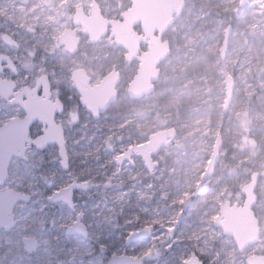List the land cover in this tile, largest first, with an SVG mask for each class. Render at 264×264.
<instances>
[{"label": "rangeland", "instance_id": "obj_1", "mask_svg": "<svg viewBox=\"0 0 264 264\" xmlns=\"http://www.w3.org/2000/svg\"><path fill=\"white\" fill-rule=\"evenodd\" d=\"M96 1L110 19H119L132 5L131 0ZM185 2L165 35L172 51L160 66L157 89L132 100L127 90L138 63L126 64L125 50L108 38L90 44L73 24L76 9L89 14L94 0H0V54L12 57L18 68L16 77H2L24 88L34 86L36 75L49 76L65 106L57 122L65 130L69 156L67 170L56 145L43 151L32 146L25 159H13L7 186L31 200L17 205L15 229L0 231V264H109L113 256L124 255L143 264H185L193 253L205 264H246L248 256H264V179L254 208L260 245L240 254L234 239L214 226L222 204L243 203L250 172H264V0L243 7L240 0ZM229 27L228 56L222 60ZM68 29L83 40L75 55L58 42ZM5 35L15 37L18 46L8 45ZM81 68L92 85L113 69L121 72L118 100L98 120L82 107L72 86V75ZM228 77L235 88L227 109ZM10 115L24 112L0 98V118ZM170 129L176 138L153 156L152 172L138 154L126 157L151 135ZM41 130L34 127L33 139ZM219 138V163L196 195ZM74 185L79 188L73 191V207L50 203L57 194L67 197L62 191ZM122 196H142L138 210L129 212L133 203L121 202ZM37 201L40 212L32 213ZM90 208L97 213L94 220L83 212ZM78 223L87 237L68 233ZM148 228L149 238L128 244L133 234ZM25 239H35L40 247L28 253Z\"/></svg>", "mask_w": 264, "mask_h": 264}, {"label": "water", "instance_id": "obj_2", "mask_svg": "<svg viewBox=\"0 0 264 264\" xmlns=\"http://www.w3.org/2000/svg\"><path fill=\"white\" fill-rule=\"evenodd\" d=\"M251 0H240V6L248 4ZM132 5L124 11L119 19L105 17L100 10L99 4L94 0L91 13L88 15L83 8H78L74 14L75 26L82 28V35L89 38L90 44H97L104 38H108L112 44L125 50L126 63H138L136 75L128 86V96L133 100H141L155 91V85L161 76L160 66L171 55V44L165 39L166 33L175 24L176 19L183 14L185 0H131ZM232 28L229 27L224 35V41L220 49V57L226 60L228 56L229 39ZM4 41L11 46L17 44L8 35ZM66 51L72 55L79 52L82 38L73 29H68L59 38ZM146 46V51L142 47ZM6 71L17 75V67L10 57L0 54V74ZM121 74L113 69L97 85H91L92 79L83 68L75 71L73 75V88L80 96V103L95 120L107 113L112 104L118 98V86L121 84ZM235 88L231 77L227 78V101L226 108L233 99ZM0 98L6 100L9 105H19L23 117H16L7 124L0 126V231L10 232L16 227L14 212L20 203H28L31 197L25 193L5 186L9 179V170L14 158L25 159L27 149L35 146L39 151L48 146L56 145L62 166L69 168V156L65 130L62 124L57 122V117L64 112V105L59 98L51 101V84L48 76H42L34 88L24 87L21 90L15 80L0 78ZM35 125L42 127L41 135L32 138V130ZM176 138L174 129L158 132L150 136L149 142L134 147L126 155L132 154L142 157L150 172L156 167L152 161L153 156L166 147H169ZM222 141L218 139L213 155L205 172L201 186L196 191L199 195L204 191L203 184L214 174L220 160ZM123 160V158H122ZM121 160V161H122ZM264 179V172H255L251 181L242 188L245 197L244 205H233L230 201L220 207L219 215L214 225L221 229L225 236L234 239L238 250L243 253L250 246L260 242V227L254 211L258 202L257 189L259 180ZM5 186V190H1ZM77 185L62 191L67 197L60 194L50 198V203H64L73 207V191ZM80 220V218H78ZM71 235L87 237L86 230L78 223L69 228ZM152 228L145 229L142 233H135L128 240L131 244L140 239L149 238ZM25 250L32 254L40 244L35 239H25ZM109 264H143L139 258L129 256H113ZM185 264H203L195 254ZM246 264H264V256L253 255L246 259Z\"/></svg>", "mask_w": 264, "mask_h": 264}, {"label": "bare ground", "instance_id": "obj_3", "mask_svg": "<svg viewBox=\"0 0 264 264\" xmlns=\"http://www.w3.org/2000/svg\"><path fill=\"white\" fill-rule=\"evenodd\" d=\"M12 60H14L12 57H11ZM15 61V60H14ZM85 151H88L87 148L85 149ZM163 152V150L161 151V153ZM160 153V154H161ZM142 196H134L133 199H131V196H127L126 198H121V202L125 203L126 205L130 202H132L133 204L130 205V207H132L131 210H129V212H134V211H137L138 210V205H137V200L141 199ZM33 205V209H32V213H36V212H40L38 211V208L40 207L41 205V202L40 201H37L36 203H32ZM135 206V207H134ZM79 208H83V206H79ZM95 209L93 208H90L88 209V211L86 209H83V212L86 214V215H91L92 216V220L95 219V217L97 216V213L96 211L93 212ZM142 214H146V211H142ZM22 220H26V222L30 221L31 219H29V216H22L21 217ZM40 240V239H39Z\"/></svg>", "mask_w": 264, "mask_h": 264}, {"label": "flooded vegetation", "instance_id": "obj_4", "mask_svg": "<svg viewBox=\"0 0 264 264\" xmlns=\"http://www.w3.org/2000/svg\"><path fill=\"white\" fill-rule=\"evenodd\" d=\"M245 6V5H244ZM241 7H243V6H241ZM11 40H13V41H15V42H17L16 41V38L15 37H12L11 38ZM58 42H60V40H58ZM60 44V43H59ZM18 45V44H17ZM16 45V46H17ZM142 50L143 51H146V46H143L142 47ZM126 63V62H125ZM134 63H137V62H134ZM126 64H132V63H126ZM118 70V69H117ZM119 71V70H118ZM120 72V71H119ZM120 74H121V72H120ZM121 77V76H120ZM161 77V76H160ZM160 80V79H159ZM121 82H122V77H121ZM159 82V81H158ZM158 82L156 83V85H155V90L157 89V84H158ZM53 88H51V93H52V98H51V101H54L57 97H56V93H55V91L54 90H52ZM118 89V88H117ZM128 93V92H127ZM118 97H119V95H118ZM130 98V97H129ZM131 99V98H130ZM117 100H118V98H117ZM116 100V101H117ZM133 100V99H132ZM63 103V102H62ZM63 105H64V103H63ZM113 105V104H112ZM231 105V103L229 104V106ZM229 106H228V108H229ZM227 108V109H228ZM64 111H65V106H64ZM64 113V112H63ZM62 113V114H63ZM61 114V115H62ZM19 117V116H18ZM23 117V116H22ZM58 118V117H57ZM36 126V125H35ZM34 126V127H35ZM34 129V128H33ZM32 132H33V130H32ZM175 133H176V131H175ZM177 135V134H176ZM174 141V140H173ZM173 143V142H172ZM219 210H220V208H219ZM218 213H219V211H218ZM16 221V220H15ZM16 225H17V222H16ZM193 254H195V253H193ZM196 256H197V258H199V260L203 263V264H205L206 262L205 261H203L197 254H195ZM191 259V258H190ZM142 261H144V260H142ZM188 262V261H187Z\"/></svg>", "mask_w": 264, "mask_h": 264}, {"label": "built area", "instance_id": "obj_5", "mask_svg": "<svg viewBox=\"0 0 264 264\" xmlns=\"http://www.w3.org/2000/svg\"><path fill=\"white\" fill-rule=\"evenodd\" d=\"M71 75H72V72H71ZM38 77V75H36L35 77H34V79H36ZM15 116H13V115H10V116H5V117H2V118H0V126H2V125H4V124H6V123H8L12 118H14Z\"/></svg>", "mask_w": 264, "mask_h": 264}, {"label": "trees", "instance_id": "obj_6", "mask_svg": "<svg viewBox=\"0 0 264 264\" xmlns=\"http://www.w3.org/2000/svg\"><path fill=\"white\" fill-rule=\"evenodd\" d=\"M252 174H253V172L251 171V172H250V175H252Z\"/></svg>", "mask_w": 264, "mask_h": 264}]
</instances>
